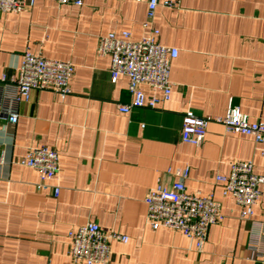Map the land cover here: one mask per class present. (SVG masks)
I'll list each match as a JSON object with an SVG mask.
<instances>
[{"label": "crops", "instance_id": "obj_1", "mask_svg": "<svg viewBox=\"0 0 264 264\" xmlns=\"http://www.w3.org/2000/svg\"><path fill=\"white\" fill-rule=\"evenodd\" d=\"M145 17L144 0L81 6L35 0L28 11L0 12V76L15 75L26 51L74 66L67 95L32 90L18 104L15 124L0 119V264H71L67 233L88 221L127 237L109 242L107 264H264L249 248L251 222H264V187L244 219L215 181L234 162H251L264 175V144L216 122L208 123L200 146L180 139L186 110L222 116L231 102L249 121H264V0L157 7L151 22L157 40L177 49L170 97L121 113L117 106L130 101L127 79L110 81L98 38L126 31L139 40ZM38 146L57 153L59 172L49 182L59 187L56 197L37 191V172L19 163ZM185 169V191L212 195L223 215L201 249L179 231L153 230L145 220L147 190L170 186Z\"/></svg>", "mask_w": 264, "mask_h": 264}, {"label": "built area", "instance_id": "obj_2", "mask_svg": "<svg viewBox=\"0 0 264 264\" xmlns=\"http://www.w3.org/2000/svg\"><path fill=\"white\" fill-rule=\"evenodd\" d=\"M34 1L0 0V12H25L33 7ZM55 1L58 4L75 6L83 3V0ZM144 1V34L139 40H132L126 31L119 35L107 33L98 38L97 54L109 58L110 81L115 83L119 76L127 79L130 101L117 106L121 113H128L133 108H154L170 97V64L177 56V49L158 42V30L151 22L157 7L178 8L180 0ZM73 71L74 66L70 62L24 52L16 74L10 77L5 74L0 76V119L6 120L10 125L15 124L18 104L28 100L32 90H48L64 97L69 93V81ZM143 87L148 88L151 93L144 94ZM209 122L222 125L227 132L250 136L255 144H264V121H249L231 102L222 116H199L186 110L181 119V141L200 146ZM19 163L37 172V191L58 196L59 187L49 183L59 172L58 156L54 150L46 146L29 148L19 159ZM186 176L187 169L170 186L156 184L147 190L143 198L146 207L145 220L153 230L165 227L179 231L196 249H201L209 227L220 222L223 215L220 203L212 195L203 196L198 192L190 194L185 191L183 180ZM215 181L220 183L222 194L229 195L240 207V217L250 219L253 206L262 195L264 175L255 174L251 162H234L230 164L229 173L226 176L216 175ZM251 224L249 248L264 260V222L252 221ZM67 238L71 264H107L110 257L109 242L127 240L126 236L101 230L93 221L69 231Z\"/></svg>", "mask_w": 264, "mask_h": 264}]
</instances>
